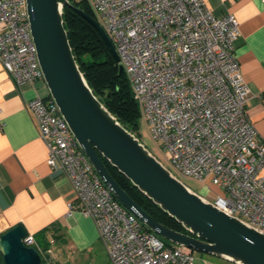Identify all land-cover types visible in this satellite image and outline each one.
Masks as SVG:
<instances>
[{"label": "built area", "instance_id": "2783aa9c", "mask_svg": "<svg viewBox=\"0 0 264 264\" xmlns=\"http://www.w3.org/2000/svg\"><path fill=\"white\" fill-rule=\"evenodd\" d=\"M264 4V0H262ZM114 45L152 139L170 173L210 181L205 198L264 235V140L246 116L248 88L234 55L232 14L215 17L205 0H88ZM0 64L16 87L44 89L26 103L47 149V165L68 178V210L92 219L109 264H194L191 249L148 231L113 197L59 114L36 58L25 0H0ZM22 242L56 264L34 235ZM51 244L53 242L51 241Z\"/></svg>", "mask_w": 264, "mask_h": 264}, {"label": "water", "instance_id": "95a60500", "mask_svg": "<svg viewBox=\"0 0 264 264\" xmlns=\"http://www.w3.org/2000/svg\"><path fill=\"white\" fill-rule=\"evenodd\" d=\"M72 8L97 31L124 74L118 53L101 25L68 0H25L31 40L48 95L56 104L79 148L113 197L147 230L170 245L217 256L233 264H264V235L218 210L175 178L95 97L72 54L62 11ZM105 160L186 233L155 221L108 172ZM21 225L0 234L3 264H41V257L22 239Z\"/></svg>", "mask_w": 264, "mask_h": 264}, {"label": "crops", "instance_id": "0c3cea01", "mask_svg": "<svg viewBox=\"0 0 264 264\" xmlns=\"http://www.w3.org/2000/svg\"><path fill=\"white\" fill-rule=\"evenodd\" d=\"M205 4L215 17L229 13L238 23L233 51L249 92L245 112L264 140V4L262 0ZM46 95L31 85L16 87L0 64V234L21 225L35 236L49 227L45 239L55 240L49 248L56 264H109L92 219L68 210L74 199L71 184L61 170L47 165L46 145L26 109L30 99ZM194 257V264H233L217 256Z\"/></svg>", "mask_w": 264, "mask_h": 264}, {"label": "trees", "instance_id": "16d2710c", "mask_svg": "<svg viewBox=\"0 0 264 264\" xmlns=\"http://www.w3.org/2000/svg\"><path fill=\"white\" fill-rule=\"evenodd\" d=\"M68 1L73 7L83 10L95 19L94 12L87 0ZM62 19L72 54L93 94L118 122L141 142L138 130L141 111L133 98L132 88L127 76L125 73L119 75L118 65L94 27L69 7L63 8ZM103 161L118 185L152 219L170 229L186 233L180 224L140 193L116 169L105 160ZM48 231H50L49 227L34 236L36 243L43 251L51 246V241L53 243L55 241L45 239ZM0 264H3L1 254ZM41 264H45L43 258H41Z\"/></svg>", "mask_w": 264, "mask_h": 264}, {"label": "rangeland", "instance_id": "374dc122", "mask_svg": "<svg viewBox=\"0 0 264 264\" xmlns=\"http://www.w3.org/2000/svg\"><path fill=\"white\" fill-rule=\"evenodd\" d=\"M88 1V0H87ZM139 138L141 142L145 145L148 151L165 167L170 168L167 162V154L160 149V145L157 144L151 137L147 123L140 117L138 121ZM182 182L185 183L192 191L199 194L204 198H214L216 193H220L215 187H211L210 181L206 180L204 182H198L192 179L181 178ZM195 255L199 253L195 252Z\"/></svg>", "mask_w": 264, "mask_h": 264}]
</instances>
